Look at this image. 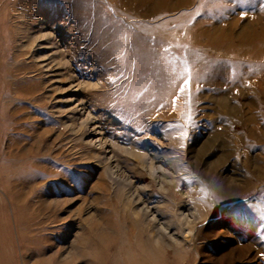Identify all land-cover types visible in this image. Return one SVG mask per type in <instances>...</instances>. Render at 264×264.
<instances>
[{
  "label": "rangeland",
  "instance_id": "rangeland-1",
  "mask_svg": "<svg viewBox=\"0 0 264 264\" xmlns=\"http://www.w3.org/2000/svg\"><path fill=\"white\" fill-rule=\"evenodd\" d=\"M261 2L0 0L18 264H264Z\"/></svg>",
  "mask_w": 264,
  "mask_h": 264
},
{
  "label": "snow or ice",
  "instance_id": "snow-or-ice-1",
  "mask_svg": "<svg viewBox=\"0 0 264 264\" xmlns=\"http://www.w3.org/2000/svg\"><path fill=\"white\" fill-rule=\"evenodd\" d=\"M241 2L250 3L251 0H227V3L231 4L233 7L239 6V4ZM259 9L261 11H264V0H262L261 4L259 5ZM240 15L242 17H246L248 15V13L241 12ZM183 67L185 70L184 73H182V75L184 76V86L180 88V92L181 93H189V95H190V82L193 78V74H192V72L188 71V62H187L186 58H184ZM113 83H115V81H113ZM199 83H200V80H199V77L197 76V84L199 85ZM161 107H164V105H161ZM188 107H189V113H191V104L190 103H189ZM187 119H188L189 123L186 125H184V124H168L167 125V127L169 128L170 131H175V132L181 133V137H180L182 140L181 147L184 146L183 141H186L189 137V128L194 127V125H195V119L191 114L188 115Z\"/></svg>",
  "mask_w": 264,
  "mask_h": 264
},
{
  "label": "bare ground",
  "instance_id": "bare-ground-1",
  "mask_svg": "<svg viewBox=\"0 0 264 264\" xmlns=\"http://www.w3.org/2000/svg\"><path fill=\"white\" fill-rule=\"evenodd\" d=\"M155 40V38H154ZM169 55V54H168ZM175 57V56H174ZM159 59H163V58H159ZM170 59V57H169ZM146 62V61H145ZM166 64L169 65V63L167 62V60L165 59ZM178 62V58L175 57L173 62L171 63H176ZM156 63V62H155ZM179 63V62H178ZM161 64V63H160ZM156 65V64H155ZM169 67V66H168ZM168 72L171 75L176 76V74H178V70L176 67H170V69H167ZM153 74H151L152 76ZM178 77V75L176 76ZM154 78V76H153ZM151 84V83H150ZM145 209H143L144 211ZM146 212V211H145ZM29 244V243H28ZM33 244V243H32ZM13 245L12 243V239L9 236V230H6L5 225H1L0 224V264H18L16 261V256L15 253H13V251H9L10 247ZM35 254H37V251H35ZM99 261V260H98ZM81 261H78L76 264H80ZM138 263V262H137ZM146 263V259L144 260H140L139 264H145ZM35 264H47L46 260H42L40 262H36Z\"/></svg>",
  "mask_w": 264,
  "mask_h": 264
}]
</instances>
